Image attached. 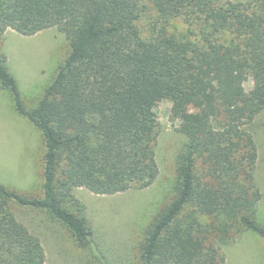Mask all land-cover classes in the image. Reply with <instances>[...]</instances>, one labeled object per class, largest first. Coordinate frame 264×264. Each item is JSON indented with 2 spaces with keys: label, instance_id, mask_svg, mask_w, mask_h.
Instances as JSON below:
<instances>
[{
  "label": "trees",
  "instance_id": "trees-1",
  "mask_svg": "<svg viewBox=\"0 0 264 264\" xmlns=\"http://www.w3.org/2000/svg\"><path fill=\"white\" fill-rule=\"evenodd\" d=\"M0 0V33L55 27L69 48L35 106L25 108L5 55L0 87L41 133L42 196L0 184V264H44L40 238L11 203L43 211L78 247L92 245L73 189L110 195L146 188L158 175L151 115L170 102L183 141L172 193L145 224L141 264H224L223 247L248 230L264 240L254 170V123L264 110V0ZM186 25L184 32L172 23ZM252 79L247 92L242 73Z\"/></svg>",
  "mask_w": 264,
  "mask_h": 264
},
{
  "label": "rangeland",
  "instance_id": "rangeland-1",
  "mask_svg": "<svg viewBox=\"0 0 264 264\" xmlns=\"http://www.w3.org/2000/svg\"><path fill=\"white\" fill-rule=\"evenodd\" d=\"M141 2L147 9L146 16L138 22L143 34L153 10L150 0ZM172 24L174 30H186L181 22ZM68 48L66 36L55 27L28 36L10 28L0 33V56L6 57L25 108L35 106ZM241 77L245 90L250 92L253 86L250 75L244 72ZM169 108L170 102L163 97H156L151 103V115L159 127L154 142L158 175L150 186L110 195L94 194L83 187L73 189L84 205L92 230L91 247H78L65 227L43 211L11 203L17 220L40 238L44 264H141L138 243L143 228L154 211L170 198L174 159L183 141L176 130L179 121L169 119ZM254 131L258 146L254 175L261 193L257 213L264 224V110L255 119ZM43 154L40 131L15 111L10 93L0 87V184L21 194L42 196ZM223 251L224 264H264V240L248 230L233 235Z\"/></svg>",
  "mask_w": 264,
  "mask_h": 264
}]
</instances>
